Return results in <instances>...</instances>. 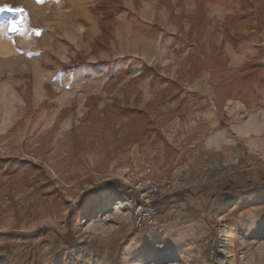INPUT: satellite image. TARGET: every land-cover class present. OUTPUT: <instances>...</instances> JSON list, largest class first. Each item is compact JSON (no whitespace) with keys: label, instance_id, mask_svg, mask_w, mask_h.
I'll return each mask as SVG.
<instances>
[{"label":"rangeland","instance_id":"374dc122","mask_svg":"<svg viewBox=\"0 0 264 264\" xmlns=\"http://www.w3.org/2000/svg\"><path fill=\"white\" fill-rule=\"evenodd\" d=\"M240 4L0 0V264L258 261L264 71L241 70L264 66V19Z\"/></svg>","mask_w":264,"mask_h":264},{"label":"built area","instance_id":"2783aa9c","mask_svg":"<svg viewBox=\"0 0 264 264\" xmlns=\"http://www.w3.org/2000/svg\"><path fill=\"white\" fill-rule=\"evenodd\" d=\"M176 182L172 178L154 179L147 189L139 196L135 206V223L138 228L157 224L158 208L155 204L164 196L175 190Z\"/></svg>","mask_w":264,"mask_h":264},{"label":"trees","instance_id":"16d2710c","mask_svg":"<svg viewBox=\"0 0 264 264\" xmlns=\"http://www.w3.org/2000/svg\"><path fill=\"white\" fill-rule=\"evenodd\" d=\"M256 2H258V6H257ZM240 3H241L240 6H241L242 11L245 12V10H247L249 13H252L253 15H255L257 17L258 21H260L261 18L264 19V0H257V1H255V0H240ZM236 15H239V14H236ZM240 15H242V14H240ZM110 16H112V13L110 15H108V14L104 15V18L102 20L103 33H106V28H104V25L107 22V20H109ZM64 67H67V66H64ZM146 68L148 70L153 69V68L148 67V66ZM241 71H247L248 74H245V75H249V74H251V72L263 73L264 66L261 65L260 63H256V62H246ZM233 79H234V81L232 82V84L236 83L238 78H233ZM93 99H94V97L88 98L87 103L90 105ZM112 106L117 107L116 108V111H117L116 115L119 117L120 116H131L132 113L134 112L133 109L126 107V106L125 107L121 106L119 104H113ZM142 114L145 116L144 113H142ZM1 161L2 160H0V163H2ZM232 188H233V185L230 184V187L228 188L229 191L232 190Z\"/></svg>","mask_w":264,"mask_h":264},{"label":"crops","instance_id":"0c3cea01","mask_svg":"<svg viewBox=\"0 0 264 264\" xmlns=\"http://www.w3.org/2000/svg\"><path fill=\"white\" fill-rule=\"evenodd\" d=\"M202 197H207V195H205V196H203L202 195ZM202 205H206V206H208V204L206 203V202H203V203H201ZM205 209H207V207L205 208ZM170 210V209H169ZM188 210H190V208H184V212H181L180 214H178V217H181V216H183L184 214L186 215V212H188ZM202 210H203V208H202ZM206 215H208V212H203L202 213V217H205ZM189 216H191V214L189 215ZM202 220H204V218L202 219ZM246 221L247 220H243V223L245 224L246 223ZM228 231H229V229H227ZM229 234H230V232H228ZM259 233V232H258ZM259 235V236H258ZM261 235H262V233H259V234H255L254 236H252V237H250V236H248L249 238H252V239H257V238H259V237H261ZM260 247L258 248V250H256L257 251V258H259L258 259V261L256 262V261H254L252 264H264V239H262V241L260 242V245H259Z\"/></svg>","mask_w":264,"mask_h":264},{"label":"bare ground","instance_id":"6f19581e","mask_svg":"<svg viewBox=\"0 0 264 264\" xmlns=\"http://www.w3.org/2000/svg\"><path fill=\"white\" fill-rule=\"evenodd\" d=\"M227 233V234H229L228 232H230V231H228L227 229H225L224 230V233ZM222 250L225 252V254L227 255V257H229L230 259H232L233 257H234V255L231 253V251H230V249L228 248V247H224L223 245H222ZM231 261V260H230Z\"/></svg>","mask_w":264,"mask_h":264},{"label":"snow or ice","instance_id":"6c2138e0","mask_svg":"<svg viewBox=\"0 0 264 264\" xmlns=\"http://www.w3.org/2000/svg\"><path fill=\"white\" fill-rule=\"evenodd\" d=\"M5 9H3V8H0V11H4Z\"/></svg>","mask_w":264,"mask_h":264}]
</instances>
